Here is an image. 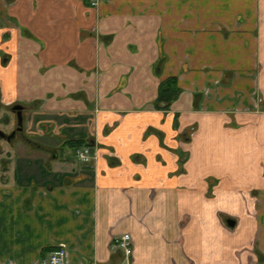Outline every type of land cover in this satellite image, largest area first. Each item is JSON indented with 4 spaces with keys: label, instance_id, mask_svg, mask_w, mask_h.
<instances>
[{
    "label": "crops",
    "instance_id": "obj_1",
    "mask_svg": "<svg viewBox=\"0 0 264 264\" xmlns=\"http://www.w3.org/2000/svg\"><path fill=\"white\" fill-rule=\"evenodd\" d=\"M16 103L50 142L2 161L0 264H264V0H0Z\"/></svg>",
    "mask_w": 264,
    "mask_h": 264
},
{
    "label": "rangeland",
    "instance_id": "obj_2",
    "mask_svg": "<svg viewBox=\"0 0 264 264\" xmlns=\"http://www.w3.org/2000/svg\"><path fill=\"white\" fill-rule=\"evenodd\" d=\"M23 116H24L23 126L24 125L26 126L27 119L25 118L24 113H23ZM17 123H18L17 116L15 115V112L12 110V108L6 109L3 115H1V112H0V130H2L3 132L5 133L10 132L17 125ZM35 137H36L35 135H28V133H26L24 129L22 133H18L17 136H15L13 140H11L10 142L0 136V146L3 148V150H0V171L2 169L1 168V164L3 163L2 161L13 160V159L15 160L16 158L18 159L20 157L17 155L25 154V151L22 152V151L10 150V147L12 148V145H16L17 143L22 144V142L27 143L31 141L32 142H50L47 136H44L43 141L41 139L37 140ZM67 153H69L70 155V151L64 152V154H67ZM76 158L78 159L77 156Z\"/></svg>",
    "mask_w": 264,
    "mask_h": 264
},
{
    "label": "built area",
    "instance_id": "obj_3",
    "mask_svg": "<svg viewBox=\"0 0 264 264\" xmlns=\"http://www.w3.org/2000/svg\"><path fill=\"white\" fill-rule=\"evenodd\" d=\"M102 0H90V4L97 7ZM76 156L81 162H89L92 160V154L88 146H81L76 149ZM118 244L124 249L125 253L129 255L132 252V238L129 233H125L119 240ZM68 248L62 243L59 247L50 252L48 256L40 259L38 264H68Z\"/></svg>",
    "mask_w": 264,
    "mask_h": 264
},
{
    "label": "trees",
    "instance_id": "obj_4",
    "mask_svg": "<svg viewBox=\"0 0 264 264\" xmlns=\"http://www.w3.org/2000/svg\"><path fill=\"white\" fill-rule=\"evenodd\" d=\"M179 88L177 87V79L175 77L167 78L160 85L158 103L165 102L166 105H169V102L178 94ZM165 105V106H166ZM71 142H77V148L84 145V140H75L71 139Z\"/></svg>",
    "mask_w": 264,
    "mask_h": 264
},
{
    "label": "water",
    "instance_id": "obj_5",
    "mask_svg": "<svg viewBox=\"0 0 264 264\" xmlns=\"http://www.w3.org/2000/svg\"><path fill=\"white\" fill-rule=\"evenodd\" d=\"M13 110H15L17 112V120H18V129L22 130L23 129V120H24V116H23V110H24V106L22 104H15L12 107ZM14 133H12L11 135H7V133L0 131V136L3 138H7L8 140H11L14 137ZM227 223L230 226H234L235 221L233 219H228Z\"/></svg>",
    "mask_w": 264,
    "mask_h": 264
},
{
    "label": "flooded vegetation",
    "instance_id": "obj_6",
    "mask_svg": "<svg viewBox=\"0 0 264 264\" xmlns=\"http://www.w3.org/2000/svg\"><path fill=\"white\" fill-rule=\"evenodd\" d=\"M16 104H18V103H16ZM14 105H15V104H14ZM12 107H13V106H12ZM12 110H13V109H12ZM13 111L15 112V115L17 116V112H16L15 110H13ZM17 121H18V120H17ZM23 127H24V126H23ZM18 128H19V127H18V123H17V125H16V126L10 131V132L7 133V135H11L12 133H14V134H15L14 137H15V136H17L18 133H22L24 128H23L22 130H19ZM0 131H2V130H0ZM14 137H13V138H14ZM2 138H3V137H2ZM13 138H12L11 140H13ZM4 139H6V140L9 141V142L11 141V140H8L7 138H4Z\"/></svg>",
    "mask_w": 264,
    "mask_h": 264
}]
</instances>
